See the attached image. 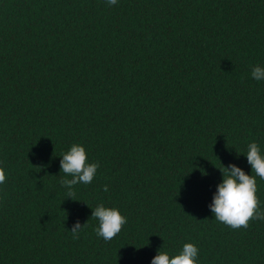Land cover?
<instances>
[{
	"label": "trees",
	"instance_id": "1",
	"mask_svg": "<svg viewBox=\"0 0 264 264\" xmlns=\"http://www.w3.org/2000/svg\"><path fill=\"white\" fill-rule=\"evenodd\" d=\"M254 65L264 0H0V264H151L185 243L197 264H264V220L209 207L222 166L255 175L248 144L264 154ZM73 144L99 168L69 198ZM100 203L127 219L111 241Z\"/></svg>",
	"mask_w": 264,
	"mask_h": 264
},
{
	"label": "clouds",
	"instance_id": "2",
	"mask_svg": "<svg viewBox=\"0 0 264 264\" xmlns=\"http://www.w3.org/2000/svg\"><path fill=\"white\" fill-rule=\"evenodd\" d=\"M109 6H115L118 0H106ZM251 76L256 81L264 80V67L254 65L251 68ZM251 166L252 173L246 174L241 168L232 164L220 170L222 183L217 187L213 196L212 204L209 206L214 214L215 220L225 224L232 229L248 228L252 220H264V211L260 209V201L257 197L256 177L264 180V154L256 142L247 146L244 155ZM61 172L71 179H63L61 184L67 189L69 198L75 195L74 186L80 183L90 184L99 168L98 163H88L85 148L79 144H73L60 161ZM6 174L3 167H0V184L5 183ZM108 191V187H104ZM92 217L98 220L96 235L105 241H111L122 230L127 223L126 217L121 215L115 208H107L100 203L92 210ZM86 225V224H85ZM77 221L70 232L73 238H78L79 231L85 226ZM198 248L192 243H185L182 250L175 255L168 252L158 251L152 259L151 264H197Z\"/></svg>",
	"mask_w": 264,
	"mask_h": 264
}]
</instances>
